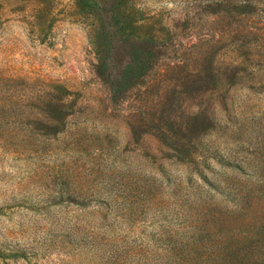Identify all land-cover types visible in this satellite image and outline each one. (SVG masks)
Wrapping results in <instances>:
<instances>
[{"label": "rangeland", "instance_id": "obj_1", "mask_svg": "<svg viewBox=\"0 0 264 264\" xmlns=\"http://www.w3.org/2000/svg\"><path fill=\"white\" fill-rule=\"evenodd\" d=\"M0 264H264V0H0Z\"/></svg>", "mask_w": 264, "mask_h": 264}]
</instances>
